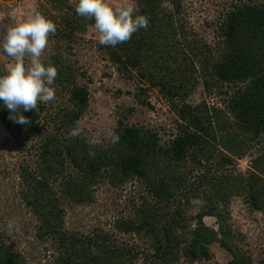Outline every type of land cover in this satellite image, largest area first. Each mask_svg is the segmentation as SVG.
I'll list each match as a JSON object with an SVG mask.
<instances>
[{
	"label": "trees",
	"instance_id": "1",
	"mask_svg": "<svg viewBox=\"0 0 264 264\" xmlns=\"http://www.w3.org/2000/svg\"><path fill=\"white\" fill-rule=\"evenodd\" d=\"M45 3L52 9L46 18L57 31L42 62L57 68L52 87L67 102L49 112L40 130L44 103L22 111L31 123L20 125L0 101V121L17 151L34 140L32 161L17 167L18 197L35 220V238L47 244L40 264L194 263L212 259L215 244L230 256L228 264H264V247L256 261L239 247L228 213L234 197L252 212L264 211V0L236 2L221 12L217 41L211 42L191 33L184 0H135V14L148 17L149 26L128 42L99 48L117 71L137 79L139 104L154 109L146 99L151 90L172 104L176 131L161 143L156 131L120 113L113 129L119 142L98 144L91 149L94 157L88 140L68 135L89 105L92 83L71 62L70 52L94 20L80 17L69 0ZM197 86L223 96V108L188 104ZM246 156L249 168L239 171L237 160ZM131 182L140 187L139 201L131 214L116 217L111 232L66 227L67 207L94 204L101 184L116 188ZM206 217L215 219L217 231L204 223ZM0 264H28L1 229Z\"/></svg>",
	"mask_w": 264,
	"mask_h": 264
},
{
	"label": "rangeland",
	"instance_id": "2",
	"mask_svg": "<svg viewBox=\"0 0 264 264\" xmlns=\"http://www.w3.org/2000/svg\"><path fill=\"white\" fill-rule=\"evenodd\" d=\"M69 1L76 7L78 0ZM241 1L245 0H184V15L191 33L203 41L211 42L214 37L217 41L214 34L220 13L233 3ZM108 3L115 8L125 3V0H108ZM164 6L168 7L169 4L166 2ZM50 11L52 13L45 0H0V36L3 38L9 26L24 21L29 15L39 12L46 17ZM99 45L93 25L88 27L86 34L74 44L70 52L71 62L92 79V83H87L89 105L77 122L82 130L80 136L86 140L95 138L99 140V144L107 145L111 139L108 133L113 131L116 120L121 117L120 113H123L130 123L142 124L156 131L161 143L171 139L176 131V115L172 104L155 90L149 91L146 97L154 109L139 104L134 97L137 93V79L132 78L134 75L130 73L117 71L107 61ZM50 51L51 44L48 42L41 59ZM9 62L0 51V63L5 72ZM80 80L83 84L86 83L85 80ZM222 97L215 91L205 93L202 86H197L186 102L190 105L204 102L209 108H223ZM66 102L65 95L55 90V99L44 104L46 109L42 113L40 130L47 123L44 118L49 116V112H55L58 106L65 105ZM128 109L133 111L127 112ZM33 141L31 138L21 152L17 151L16 144L0 121V229L7 244L20 252L28 264H40L44 263L45 256H48L45 250L47 244L35 238V220L18 197L20 180L17 167L22 161H32L29 148ZM140 193V187L135 182L116 188L101 184L95 188L94 204L67 207L66 227L79 233H88L94 228L111 232V226L117 216L132 213ZM228 213L229 223L237 236L239 247L256 261L264 247V211L252 212L241 198L234 197L229 203ZM204 223L218 229L214 218L206 217ZM116 237L130 244L135 242L132 237L119 234ZM211 252L213 256L209 261L181 264H228L230 261V256L217 244L211 247Z\"/></svg>",
	"mask_w": 264,
	"mask_h": 264
},
{
	"label": "clouds",
	"instance_id": "3",
	"mask_svg": "<svg viewBox=\"0 0 264 264\" xmlns=\"http://www.w3.org/2000/svg\"><path fill=\"white\" fill-rule=\"evenodd\" d=\"M75 12L83 18L94 20L98 42L102 46H116L131 40L134 33L149 26V18L136 15L135 0H125L119 7H112L108 0H78ZM56 24L36 12L24 21L9 26L0 40V51L9 59L6 74L0 76V101L8 109L9 119L20 125L31 121L21 114L34 111L39 103L47 104L55 99L53 86L58 77L57 68L42 62L49 37L55 35ZM79 125L69 132L70 138L81 135ZM111 143L117 144L118 134L109 131ZM89 155L99 140H88ZM213 228V227H212ZM214 229V228H213ZM217 231V229H214Z\"/></svg>",
	"mask_w": 264,
	"mask_h": 264
},
{
	"label": "built area",
	"instance_id": "4",
	"mask_svg": "<svg viewBox=\"0 0 264 264\" xmlns=\"http://www.w3.org/2000/svg\"><path fill=\"white\" fill-rule=\"evenodd\" d=\"M250 160L251 158L246 156L244 157L243 159L241 160H237V164H236V168L239 170V171H244L245 169L249 168V164H250ZM216 228V227H215ZM214 228V229H215Z\"/></svg>",
	"mask_w": 264,
	"mask_h": 264
}]
</instances>
